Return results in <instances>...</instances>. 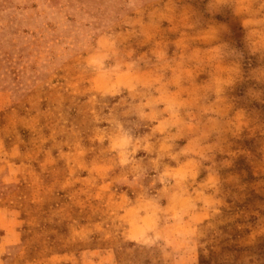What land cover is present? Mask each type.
Returning a JSON list of instances; mask_svg holds the SVG:
<instances>
[{
  "label": "rangeland",
  "instance_id": "obj_1",
  "mask_svg": "<svg viewBox=\"0 0 264 264\" xmlns=\"http://www.w3.org/2000/svg\"><path fill=\"white\" fill-rule=\"evenodd\" d=\"M0 264H264V0H0Z\"/></svg>",
  "mask_w": 264,
  "mask_h": 264
}]
</instances>
